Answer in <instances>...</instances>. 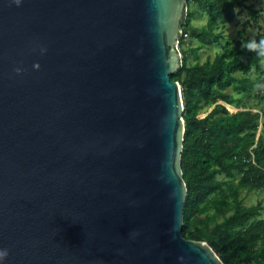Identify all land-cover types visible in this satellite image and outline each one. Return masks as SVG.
<instances>
[{
	"label": "water",
	"instance_id": "obj_1",
	"mask_svg": "<svg viewBox=\"0 0 264 264\" xmlns=\"http://www.w3.org/2000/svg\"><path fill=\"white\" fill-rule=\"evenodd\" d=\"M188 0H0V264H224L182 235Z\"/></svg>",
	"mask_w": 264,
	"mask_h": 264
},
{
	"label": "trees",
	"instance_id": "obj_2",
	"mask_svg": "<svg viewBox=\"0 0 264 264\" xmlns=\"http://www.w3.org/2000/svg\"><path fill=\"white\" fill-rule=\"evenodd\" d=\"M192 4L209 15L201 27L191 25ZM239 8L258 21L259 11L246 0H188L179 44L188 35L199 47L219 41L222 33L214 29L231 23ZM240 35L203 63L188 65L189 54L182 50L181 65L170 74L181 85L184 104L182 235L209 244L224 264H264V206L261 201L246 206L241 198L243 190H264V115L260 123L259 112L226 108L242 103L226 93L229 88L248 98L263 91L257 97L264 100V31L253 39ZM203 106L213 108L202 116Z\"/></svg>",
	"mask_w": 264,
	"mask_h": 264
},
{
	"label": "rangeland",
	"instance_id": "obj_3",
	"mask_svg": "<svg viewBox=\"0 0 264 264\" xmlns=\"http://www.w3.org/2000/svg\"><path fill=\"white\" fill-rule=\"evenodd\" d=\"M246 3L248 5H252L255 10L259 11L257 22L252 19L248 10L241 11V9L239 8L237 9L238 14L231 23L225 26L219 25L214 29V32L222 33V37L219 41H214L209 45L199 47L200 42L197 39H193L189 35L185 36L184 44L180 45L178 43L177 45V50L181 54V58L183 56L182 50H186V52H188L189 54L188 65L203 63L207 58H213L216 53L220 52L222 50V47L227 42H232L240 39L241 31H243L245 37H248L250 39L255 38L258 32L264 31V0H246ZM191 10L195 11V16L191 20L192 26L201 27L206 24L209 17L208 13L198 10L195 4L191 5L189 11ZM197 47L199 48L196 49ZM237 76L241 77L240 74H237ZM226 93L232 95L236 99V101L240 99L242 100V103L238 102L236 103V105L227 103L226 108L230 113L244 109H251L252 111L260 113L261 116L259 121L260 123L262 122L264 115V100H259L257 94L262 95L263 91H261V93L253 92L251 98L244 96L234 88L227 89ZM220 103L223 104L222 102ZM212 108L213 106H203L201 109L202 116H204L206 112L210 111ZM261 128L262 125H260L259 131L261 130ZM241 198H243V203L246 206L257 204L260 201L264 206V190H253L249 192H245L243 190L241 193ZM261 218H264V209L262 210Z\"/></svg>",
	"mask_w": 264,
	"mask_h": 264
},
{
	"label": "clouds",
	"instance_id": "obj_4",
	"mask_svg": "<svg viewBox=\"0 0 264 264\" xmlns=\"http://www.w3.org/2000/svg\"><path fill=\"white\" fill-rule=\"evenodd\" d=\"M17 4H19V0H16ZM7 256V251H0V260L4 259Z\"/></svg>",
	"mask_w": 264,
	"mask_h": 264
}]
</instances>
